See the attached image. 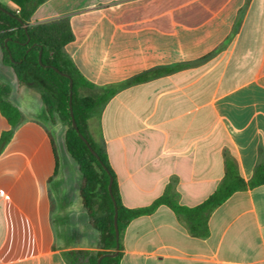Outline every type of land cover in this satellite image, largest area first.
<instances>
[{"label": "crops", "instance_id": "0c3cea01", "mask_svg": "<svg viewBox=\"0 0 264 264\" xmlns=\"http://www.w3.org/2000/svg\"><path fill=\"white\" fill-rule=\"evenodd\" d=\"M57 19L73 36L64 52L94 86L150 73L87 121L123 207H146L168 185L180 205L197 206L226 161L249 182L264 162V0H47L28 25ZM23 89L9 98L21 124L11 130L0 114V139L12 132L0 148V264H72L71 253L98 250L99 236L77 166ZM207 226L208 237L193 238L160 206L126 226L120 264H264V186L231 195Z\"/></svg>", "mask_w": 264, "mask_h": 264}, {"label": "trees", "instance_id": "16d2710c", "mask_svg": "<svg viewBox=\"0 0 264 264\" xmlns=\"http://www.w3.org/2000/svg\"><path fill=\"white\" fill-rule=\"evenodd\" d=\"M45 1L47 0H10L17 7L18 13L0 5L6 11H0V51L2 64L12 70L18 84L35 90L50 121L57 116L66 128L64 146L77 164L81 175L78 195L90 227L99 234V250L71 253L72 264H80V260H83V264H96L99 257L116 252L114 206L108 193L110 178L117 209L118 249L116 256L104 257L100 264H120V237L126 226L136 218L152 214L160 206L167 207L184 224L191 237L197 239L208 237L207 222L215 209L236 192L264 186V162L256 164L251 179L245 183L234 162L226 161L225 175L217 189L194 207L180 205L178 194L171 185H168L164 193L146 207L135 209L123 207L106 154L88 134L87 121L118 91L146 80L150 73H143L126 82L103 87L89 83L63 50L64 45L73 39L66 19L28 25L36 8ZM23 25H26V30ZM164 72L167 73L169 70L165 69ZM63 74L72 81L71 109L78 132L87 140L99 160L89 152L71 126L69 80ZM10 92V87L0 82V114L12 130L21 124L23 116L9 100ZM11 133L9 131L2 135L0 148L8 141ZM75 256H81L82 259L77 260Z\"/></svg>", "mask_w": 264, "mask_h": 264}, {"label": "rangeland", "instance_id": "374dc122", "mask_svg": "<svg viewBox=\"0 0 264 264\" xmlns=\"http://www.w3.org/2000/svg\"><path fill=\"white\" fill-rule=\"evenodd\" d=\"M0 53H1V51H0ZM0 64L2 66V67H0V70H2V72L0 71V80L3 81L1 83H4V84L8 85L10 87V90L12 88V90H11L12 91V94L10 92L11 99H12V101L19 102V98H20L21 92H22V90H25V89H23L25 86H21V85L18 84V82H17V80L15 78L14 73L12 72V70L10 68H8V67H6V66H4L2 64V59L1 58H0ZM33 92L36 94L35 101H36V104L38 106H40L41 111H42V115H44V117L47 118L48 124H49L50 128L51 127L53 128V133L55 135H57V136H60L61 139H62V141H63V144H64V132H65L66 128L62 125V123L60 122V120H59V118L57 116H54L53 117V121H50V119L48 118V116L46 114L45 108H44L43 104L40 101V98H39L38 93L35 90H33ZM29 94L30 93L27 92V95L29 97H32ZM9 98H10V95H9ZM64 149H65V146H64ZM65 152H66V149H65ZM66 154H67L69 160L71 162H73L77 166V164L73 161V159L69 156V154L67 152H66ZM77 168H78V166H77ZM79 175H80V173H79ZM80 180H81V175H80ZM79 184H80V181H79ZM84 211H85V209H84ZM85 214H86V211H85ZM86 217H87V214H86ZM87 223H88V217H87ZM88 225H89V223H88ZM89 227H90V225H89ZM93 231H95V230H93ZM98 236H99V234H98ZM98 250H99V246H98ZM78 257H79V259H82L81 256H78ZM80 264H83V260L82 261L80 260Z\"/></svg>", "mask_w": 264, "mask_h": 264}, {"label": "water", "instance_id": "95a60500", "mask_svg": "<svg viewBox=\"0 0 264 264\" xmlns=\"http://www.w3.org/2000/svg\"><path fill=\"white\" fill-rule=\"evenodd\" d=\"M0 11L2 12H6L4 9H2L0 7ZM23 28L26 30V25H23ZM27 42H28V39H27ZM10 57V56H9ZM11 58V57H10ZM39 61H40V53H39ZM55 72H58L56 69H54ZM63 76L65 78H67L69 80V114H70V117H71V126L72 128L74 129V131L76 132V134L78 135V137L81 139V141L85 144V146L88 148L89 152L97 159V155L96 153L91 149L90 145L88 144L87 140L78 132V129H77V126L74 122V119H73V114H72V109H71V95H72V81L71 79L67 76V75H64ZM111 184H112V179L110 178L109 179V184H108V193L111 197V200L113 202V206H114V214H113V227H114V233H115V242H116V252L113 253V254H105L101 257H99L97 259V263L96 264H100V261L104 258V257H114L117 255V249H118V237H119V232H118V229H117V209H116V204H115V201H114V198H113V195H112V191H111Z\"/></svg>", "mask_w": 264, "mask_h": 264}, {"label": "built area", "instance_id": "2783aa9c", "mask_svg": "<svg viewBox=\"0 0 264 264\" xmlns=\"http://www.w3.org/2000/svg\"><path fill=\"white\" fill-rule=\"evenodd\" d=\"M16 13H18V11H16Z\"/></svg>", "mask_w": 264, "mask_h": 264}]
</instances>
